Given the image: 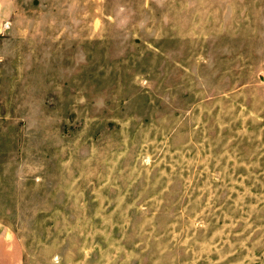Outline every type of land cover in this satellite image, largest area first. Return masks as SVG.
<instances>
[{"label":"rangeland","instance_id":"obj_1","mask_svg":"<svg viewBox=\"0 0 264 264\" xmlns=\"http://www.w3.org/2000/svg\"><path fill=\"white\" fill-rule=\"evenodd\" d=\"M0 263L264 264V0H8Z\"/></svg>","mask_w":264,"mask_h":264},{"label":"crops","instance_id":"obj_2","mask_svg":"<svg viewBox=\"0 0 264 264\" xmlns=\"http://www.w3.org/2000/svg\"><path fill=\"white\" fill-rule=\"evenodd\" d=\"M6 2H8V0H0V8L5 6ZM2 264H7V263H2Z\"/></svg>","mask_w":264,"mask_h":264},{"label":"built area","instance_id":"obj_3","mask_svg":"<svg viewBox=\"0 0 264 264\" xmlns=\"http://www.w3.org/2000/svg\"><path fill=\"white\" fill-rule=\"evenodd\" d=\"M6 28H8V23H6V24L4 25V29H6Z\"/></svg>","mask_w":264,"mask_h":264}]
</instances>
